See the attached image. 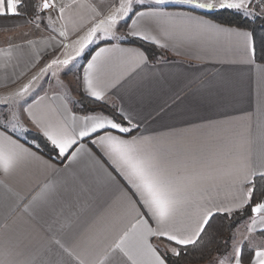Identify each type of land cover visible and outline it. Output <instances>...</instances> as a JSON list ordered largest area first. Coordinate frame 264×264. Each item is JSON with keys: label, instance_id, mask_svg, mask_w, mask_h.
<instances>
[{"label": "crops", "instance_id": "0c3cea01", "mask_svg": "<svg viewBox=\"0 0 264 264\" xmlns=\"http://www.w3.org/2000/svg\"><path fill=\"white\" fill-rule=\"evenodd\" d=\"M50 2L56 7L46 9L44 15L49 16L52 29L44 34L15 37L29 22L23 16H0V113L19 112L18 120L11 121L18 130L13 132L10 124L5 134L34 153L23 156L8 172L0 169V264H132L114 244L138 214L150 227L158 226L110 163L105 148L91 142L96 135L80 138L64 156L58 154L59 160L64 158L60 163L25 143L27 131L19 129L23 125L41 134L34 120L42 119L78 133L92 123L84 117L107 116L74 111L67 95L54 89V82L47 78L49 73L63 72L73 60L41 70L54 59L77 58L81 38L115 11L118 0ZM143 3L157 7L155 0ZM64 5L61 18L58 9ZM144 6L136 10H146ZM158 7L206 23L180 16L160 24L141 21V30L159 45L140 39L166 52L152 61L140 47L122 42L132 22L127 19L118 32L121 39L94 41L74 67L82 92L95 98L86 88L85 69L99 48L115 45L116 50L97 59L93 85L103 92L100 100L115 105L119 113L122 110L137 127L130 135L118 130L112 134L145 138L161 149L165 163L177 175L203 171L206 178L194 182L192 195L173 225L182 228L194 222L203 207H233L238 202L241 188L248 189V183L241 184V161L250 170L264 172V63L254 60L249 31L217 23L202 13L213 9H198L181 0H165ZM239 33L250 34L249 40ZM136 51L145 54L147 61L141 62ZM25 84H30L29 92L15 98ZM29 107L32 117L24 111ZM0 132L5 129L0 127ZM81 145L76 158L69 160ZM246 220L252 237L242 238L237 246L251 244L254 256L255 250L264 249L255 235L264 229V214ZM149 243L159 252L164 245L176 246L160 237H149Z\"/></svg>", "mask_w": 264, "mask_h": 264}, {"label": "snow or ice", "instance_id": "6c2138e0", "mask_svg": "<svg viewBox=\"0 0 264 264\" xmlns=\"http://www.w3.org/2000/svg\"><path fill=\"white\" fill-rule=\"evenodd\" d=\"M184 4L193 5L198 9H244L248 10V6L252 0H219L218 3L201 2V0H181ZM264 3V0H261ZM24 3V0H0V16H15L20 15L19 8ZM157 7L144 6L143 0H119V6L106 19L100 20L88 34L81 38L79 48L76 55L79 56L85 47L94 42L95 39L104 40L106 38L117 37L114 29L118 22H126L131 19L129 26V35L132 37L142 38L144 40L151 39L153 43L159 45V41L154 37H149L141 30V21L148 24H160L174 19L177 16L185 19L198 20L197 17L185 16L184 13L165 12L159 9V5L165 4V0H155ZM144 6L146 10H136L138 7ZM36 10L43 11L50 8H55L56 5L50 0H43V4L35 5ZM67 5L61 6L58 11L63 16V12ZM206 23L205 21H199ZM103 33V35H98ZM65 36V32L60 33ZM246 41L249 40L250 34L239 33ZM164 47L165 45H160ZM116 50L114 45L112 48L102 47L92 56L88 62L84 72V82L86 88L91 96L97 99H103V92L98 91L93 85L92 73L98 71L97 59L103 53ZM120 51H132L126 49H119ZM135 55L139 57L141 62H146L147 57L142 52L136 51ZM74 57L67 56L65 59H54L45 69L46 71L52 65H68ZM55 75V73H53ZM36 77H33L35 80ZM30 84H25L23 88L14 94L15 98L25 96L29 92ZM35 103V102H34ZM7 107V104L5 105ZM32 117L31 108L24 109ZM121 120L117 122L114 118L103 115L86 116L85 121H92L91 124H85L78 133H70L64 124H53L42 119L34 120V123L41 131L43 137L58 150L60 156L68 153L74 145L77 144L80 138L91 137L96 135V139L91 142L94 145H100L105 148V154L110 158V163L115 170L126 180L132 194L137 198L140 207L145 209L146 214L153 219L157 228L149 226L148 220L144 218L143 214H138V218L131 227L123 233L114 244V248L119 249L132 262V264H167L165 256H162L157 248L149 243V237H160L167 239L171 243H175L177 247L169 249L173 256H179L180 247H187L198 242L199 238L205 232L207 226L216 214H225L231 217L234 210H240L244 206H250L253 214H264V200L251 205V200L255 195V188L250 187L246 192L241 188L238 202L233 207H224L219 205H208L203 207L194 222L185 225L182 228L174 227L177 216L181 210L188 203V198L192 195L193 185L197 179H205L203 171L197 172L192 176H180L165 163L161 153V149L152 146L143 137H132L131 139H124L121 135L112 134V130H118L121 134H131L132 130L137 125L132 124L131 118L122 110L120 112ZM19 112L12 111L9 113H0V127L5 129V132H0V169L4 172L10 171L17 162L25 155H34L28 149L23 148L17 144L11 136L6 135L11 121L18 120ZM12 131L18 130L17 124H11ZM19 129L28 131L23 125H19ZM103 134H99V133ZM35 143V142H34ZM39 147V145H37ZM83 149V145L72 152L68 157L73 160ZM240 170L244 171V183H255L257 175L264 177V172L257 173L255 170H250L246 161H241L239 165ZM136 205L133 204V208ZM256 219L253 218L252 225L256 224ZM249 231H252L250 226ZM57 243H59L57 241ZM241 242L237 241L233 245L232 252L224 253L218 256L214 264H244V254L241 247L237 246ZM83 264V261L80 262ZM248 264H264V249L255 250Z\"/></svg>", "mask_w": 264, "mask_h": 264}, {"label": "trees", "instance_id": "16d2710c", "mask_svg": "<svg viewBox=\"0 0 264 264\" xmlns=\"http://www.w3.org/2000/svg\"><path fill=\"white\" fill-rule=\"evenodd\" d=\"M35 5L42 6V0H24V3L19 8L20 15L18 16L32 20L40 15L42 16L46 12V10L38 12L34 7ZM202 13L217 23L249 31L253 41L254 60L258 63H264L263 10L253 7L247 11L244 9H213ZM122 42L140 47L152 61H155L160 56L166 55L165 50L162 48L128 34L124 36ZM89 53L85 54V58L88 57ZM78 75L79 71H77V79ZM77 87V98L69 97V102L74 111L79 113L100 112L120 122L121 116L115 105L85 95L80 89L79 83ZM26 135L27 138L23 139V141L32 148L60 163L63 161L64 158L59 160L57 150L41 134L29 130L26 132ZM250 187L255 188V195L251 200V205L253 206L255 203L264 200V177L257 175L254 185L248 184V188ZM252 215L250 206H244L240 210H234L231 217L222 213L216 214L197 243L188 245L187 247H180L179 251L181 254L178 257L173 256L170 251H160L161 255L165 256L167 264H203L212 258L217 259L218 256L229 252L234 239L235 229ZM256 235L262 239L264 248V229L256 231ZM241 249L244 254V261H248L252 257L254 247L244 242Z\"/></svg>", "mask_w": 264, "mask_h": 264}, {"label": "rangeland", "instance_id": "374dc122", "mask_svg": "<svg viewBox=\"0 0 264 264\" xmlns=\"http://www.w3.org/2000/svg\"><path fill=\"white\" fill-rule=\"evenodd\" d=\"M43 2V0H42ZM213 2V1H212ZM217 3V2H216ZM119 6V0H118V5ZM253 8L252 3L250 5V7L248 8L249 10ZM264 11V9H261ZM46 14V13H44ZM40 15L32 20H28L26 17L23 18V20L26 22H29V26L27 29H23V31L18 32L17 34H14L15 37H27L30 35H39V34H44L47 33L48 31H51L52 29V22L49 19V16H45V15ZM123 25V21L118 22L117 24V30L114 29L115 34L117 37H120V30L122 28ZM13 35V36H14ZM101 36L103 35V33L100 34ZM111 39H115V38H111ZM94 41H101V39H95ZM90 47V45H87L85 47V50L88 49ZM83 58V54H80L79 56H77V58H74L72 63L70 64L69 67L65 68L63 72H56L57 74L53 75V73H49L47 78L51 79L52 82H54V89H60L61 91H63L68 99L69 97L71 98H77V89H78V80H77V70L78 68L74 67L75 64H77L79 62V60L82 61ZM45 80V79H44ZM43 80V81H44ZM18 122V121H17ZM249 225L247 224V220L245 219L234 231V239L231 245V249L229 250V254L232 252L233 250V245L236 244L237 241L241 242L242 238H246L249 236H251L253 233L249 234ZM256 235V232H255ZM252 237V236H251ZM249 240V239H248ZM251 240V238H250ZM251 245V244H250ZM170 248H172V246L169 245H164L163 249L164 252L168 251ZM214 261H216V258H212L209 261L203 263V264H214Z\"/></svg>", "mask_w": 264, "mask_h": 264}, {"label": "built area", "instance_id": "2783aa9c", "mask_svg": "<svg viewBox=\"0 0 264 264\" xmlns=\"http://www.w3.org/2000/svg\"><path fill=\"white\" fill-rule=\"evenodd\" d=\"M252 6L258 9H264V3L261 0H252Z\"/></svg>", "mask_w": 264, "mask_h": 264}, {"label": "water", "instance_id": "95a60500", "mask_svg": "<svg viewBox=\"0 0 264 264\" xmlns=\"http://www.w3.org/2000/svg\"><path fill=\"white\" fill-rule=\"evenodd\" d=\"M42 4H43V2H42ZM254 206V205H253Z\"/></svg>", "mask_w": 264, "mask_h": 264}]
</instances>
